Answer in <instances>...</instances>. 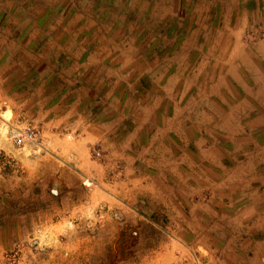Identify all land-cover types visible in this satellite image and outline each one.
I'll list each match as a JSON object with an SVG mask.
<instances>
[{
  "label": "rangeland",
  "instance_id": "374dc122",
  "mask_svg": "<svg viewBox=\"0 0 264 264\" xmlns=\"http://www.w3.org/2000/svg\"><path fill=\"white\" fill-rule=\"evenodd\" d=\"M263 38L264 0H0V137L21 149L6 130L26 125L39 145L78 118L102 130L86 170L60 161L61 193L106 195L73 208L69 228L106 233L105 254L71 264H242L264 211V132L231 125L261 107L249 88ZM13 163L0 147V233L15 219L4 203L27 202L5 175ZM32 228L0 264L56 262Z\"/></svg>",
  "mask_w": 264,
  "mask_h": 264
},
{
  "label": "crops",
  "instance_id": "0c3cea01",
  "mask_svg": "<svg viewBox=\"0 0 264 264\" xmlns=\"http://www.w3.org/2000/svg\"><path fill=\"white\" fill-rule=\"evenodd\" d=\"M262 42H264V38ZM262 42L260 44L264 46ZM251 76L256 81V84L252 88H249L248 83H246V88H249L251 94L253 93L256 97H260L258 106L261 107L254 113H248L246 115L248 116L247 118L245 114L244 116H238L237 123L231 126L241 129L245 127L248 130L257 129L264 132V65L260 67L255 63ZM35 111L41 113V110L38 108ZM64 118L56 119L55 126L60 124ZM231 118L233 117L231 116ZM83 120L84 118H78L76 121L71 122L70 126L68 125V129L58 132L56 136L42 134L44 136H42L43 138L40 140L38 146L24 145L23 148L16 149L11 147L9 143L4 142L2 137H0V147L4 151H8V156H10L11 160H14L12 165L16 167V169H11L12 166L9 163L11 167L8 170L10 172L5 174L10 178V174L14 173L12 174L13 177L17 178L14 179L15 183L11 186L12 192H16L17 194L14 198L18 197L20 200L26 199L27 201L26 203H13L12 200H8V202L4 203L3 207L10 209L11 213H14L15 219L12 222L10 221L11 230L6 228L5 231L0 233V253L4 251V248L9 247L13 241L18 242L29 237L28 234L30 233H26L25 231L34 226L36 232H32V235L36 236L39 241H44L45 243L49 241L43 250L49 256L56 257V262L52 264H71L72 255L83 258L86 256V251L89 254H105L107 246L104 241L108 238L106 233L84 231L75 234L76 236L74 237L72 229H69L75 218L73 208H83L84 203L94 204L100 198L105 199L104 189L101 193L100 189L98 192L94 191L95 189H86L78 186L79 192L82 195L77 199L75 195H72L74 190L71 187H67L61 193L59 185V176L66 168L60 167L61 160L64 158L67 160L68 157L71 165L81 167L84 170H86V166L90 167V163H92L86 157L85 144L98 141L102 130L94 122ZM44 124L49 125L50 121ZM240 133H243L244 136L247 133L250 135L251 132H246L245 130L234 132V134L238 135ZM67 134L73 137H65ZM243 142L249 145L254 140L247 138ZM262 143L264 144V142ZM48 146H50V151L47 149ZM71 149L73 150V154L70 153L71 155H67L62 159L59 158L66 154V152H70ZM257 154H259V159H264V152L262 150L257 151ZM229 158H235L233 152H230L227 159ZM250 158H252L251 153L248 151V155H244L243 159L248 160ZM259 175L264 176V172L259 171ZM51 182L54 183L50 184ZM22 188H24V191ZM11 190H9L10 193ZM90 190L92 192H89ZM28 192L34 194L27 195ZM258 192L262 195L261 189ZM259 200L262 202V207H264V197L262 196ZM44 208H49L50 211L43 213ZM18 209L22 212L18 211ZM250 222L251 227L248 228V236L243 241L244 254L242 264H264V211L255 216ZM56 230L60 231L57 232ZM6 232H10V234ZM60 234L64 236L63 239L61 238L62 242H59L60 238L58 235ZM170 257L171 255L168 252L162 259L163 262H168ZM59 259L62 263H60Z\"/></svg>",
  "mask_w": 264,
  "mask_h": 264
},
{
  "label": "built area",
  "instance_id": "2783aa9c",
  "mask_svg": "<svg viewBox=\"0 0 264 264\" xmlns=\"http://www.w3.org/2000/svg\"><path fill=\"white\" fill-rule=\"evenodd\" d=\"M6 137L15 147L38 145L36 133L30 126L9 125L6 130Z\"/></svg>",
  "mask_w": 264,
  "mask_h": 264
}]
</instances>
